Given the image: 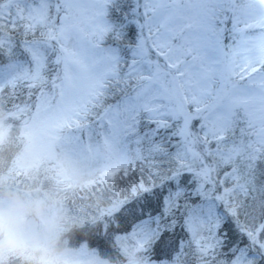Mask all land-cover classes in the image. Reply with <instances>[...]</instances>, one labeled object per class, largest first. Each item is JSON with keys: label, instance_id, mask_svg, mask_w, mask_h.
<instances>
[{"label": "snow or ice", "instance_id": "obj_1", "mask_svg": "<svg viewBox=\"0 0 264 264\" xmlns=\"http://www.w3.org/2000/svg\"><path fill=\"white\" fill-rule=\"evenodd\" d=\"M0 56L136 177L152 264H264V0H0Z\"/></svg>", "mask_w": 264, "mask_h": 264}, {"label": "trees", "instance_id": "obj_2", "mask_svg": "<svg viewBox=\"0 0 264 264\" xmlns=\"http://www.w3.org/2000/svg\"><path fill=\"white\" fill-rule=\"evenodd\" d=\"M10 35L5 30V39ZM0 62H6L5 57L0 56ZM34 104L27 102L22 88L10 90L5 86L0 91V207L9 202L11 194L26 202H42V212L49 217L47 224L39 216L28 214L25 221L31 220V229L24 230L46 241L56 257L55 264H152L156 256L154 242L145 244V251L140 247L141 238L134 235L141 216L140 203L133 205L131 194L136 177H125L118 161L107 166L109 156L105 153L87 156L72 126L67 128L72 136L70 143L75 150L80 149L82 154L76 151L78 162L82 159L87 169L83 167L82 173L73 178L59 174L56 168L62 167L61 161L56 164L52 158L53 163L45 166L46 161L36 155L29 136L37 114ZM70 143L62 141L56 148L61 152V147L70 148ZM60 152L55 151V157ZM74 202L76 206H72ZM0 264L29 262L14 253H0Z\"/></svg>", "mask_w": 264, "mask_h": 264}, {"label": "clouds", "instance_id": "obj_3", "mask_svg": "<svg viewBox=\"0 0 264 264\" xmlns=\"http://www.w3.org/2000/svg\"><path fill=\"white\" fill-rule=\"evenodd\" d=\"M8 205L0 207V253H14L25 257L29 264H55L56 257L39 234L25 232L23 223L28 214L40 216V201L26 202L11 194Z\"/></svg>", "mask_w": 264, "mask_h": 264}, {"label": "rangeland", "instance_id": "obj_4", "mask_svg": "<svg viewBox=\"0 0 264 264\" xmlns=\"http://www.w3.org/2000/svg\"><path fill=\"white\" fill-rule=\"evenodd\" d=\"M68 127L69 126L58 125L49 115L37 111L36 117H34L31 123V127L29 129V133H30L29 136L32 139L31 143L35 149L36 155L43 156L44 161H46V163H44L45 166H50L53 163L52 160L56 159L55 161L56 164H58L60 161L62 163V167L56 168L59 171V174L61 175L63 173H66V174H70L73 178H75L77 175H80L82 173L80 172L82 168L86 167L87 169V166L86 163L82 161V159L80 163L78 162L77 152L80 154L82 153L79 152L80 149L79 151L75 150L73 143H70L71 142L70 138L72 139V136H70V132L67 131ZM71 129H75V127L72 126ZM63 133L65 134L61 136V134ZM62 141L63 142L68 141L71 144L70 147L71 149L70 148L66 149V147H61V152H60L58 148L61 146ZM57 145L59 146L58 148H56ZM85 150L86 151L83 152H86L87 156L89 157H97L99 156V154L100 155L104 154L102 152H98L94 144L92 147H86ZM55 151L60 152L58 153L59 156L55 157ZM74 151H75V157L73 155ZM71 155H73L72 157L73 159L69 158L71 157ZM109 157H107L109 162V163L107 162V166H112L113 164L116 163L117 160L113 156H109ZM29 160L31 161L32 158H29ZM8 203L9 202L2 204L1 207H6ZM76 204L77 203L74 202L72 206H76ZM38 218H40V220H42V222H44L45 224H47L46 221L49 220L47 219L49 218L48 215L44 214L43 212ZM31 223H32L31 220H27V222L24 221L23 228L26 229V227H28L29 229H31Z\"/></svg>", "mask_w": 264, "mask_h": 264}]
</instances>
